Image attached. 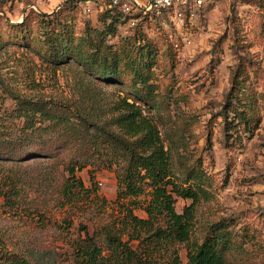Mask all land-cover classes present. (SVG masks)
<instances>
[{"label": "rangeland", "instance_id": "rangeland-1", "mask_svg": "<svg viewBox=\"0 0 264 264\" xmlns=\"http://www.w3.org/2000/svg\"><path fill=\"white\" fill-rule=\"evenodd\" d=\"M111 3L112 0H0V24L22 23L31 11L54 14L65 9L64 16L76 25L79 34L87 26L103 31L105 25L119 18L118 33L108 37L109 43L131 36L138 24L160 47L170 45L176 62L157 69L158 90L171 104L172 115L199 118L195 132L202 135L200 146L208 130L213 131L205 164L215 179V199L201 203L199 220L223 217L239 235L245 227L250 228L257 252L249 260L235 253L232 264H264V0H209L192 20L184 23L169 15L153 16L139 8L124 15ZM110 9L112 12H108ZM26 53L11 45L0 50V139L17 141V146L23 139L20 129L25 121L17 112L19 100L14 97L76 100L82 75L73 67L53 72L37 56ZM163 60L162 53L161 64ZM242 62H250L247 69L260 120L249 132L239 134L232 128L227 132L223 112L235 70ZM101 87L109 105L124 96L113 85ZM43 142L51 144L50 139L34 138L31 145ZM53 162L0 159L1 181L11 170L25 178L19 198L7 199L1 190L4 184L0 183V236L8 249L35 264H75L73 241L78 235L84 236V227L93 235L103 224L116 222L127 240L134 230L131 214L148 217L145 207L151 200V188L146 186L145 192L136 197L119 195L118 174L126 165L122 159L106 155L103 160L89 163L78 172L84 187H75L68 197L61 194L62 167ZM190 203L178 197L177 211L181 213ZM159 222L163 223L161 218ZM138 243L132 240L133 246ZM254 243L248 242L244 248L252 251ZM181 255L186 263L185 249ZM167 258L162 255L161 260Z\"/></svg>", "mask_w": 264, "mask_h": 264}, {"label": "trees", "instance_id": "trees-1", "mask_svg": "<svg viewBox=\"0 0 264 264\" xmlns=\"http://www.w3.org/2000/svg\"><path fill=\"white\" fill-rule=\"evenodd\" d=\"M111 5L124 15L132 12ZM64 13L65 9L54 14L31 11L22 23L0 24V50L11 45L37 56L53 72L73 67L82 74L76 100L14 97L25 121L20 129L23 139L18 146L17 141L0 139V159L54 161L62 167L64 197L75 187H84L78 172L106 155L126 163L118 174L121 197H136L146 186L151 188L145 207L148 217L131 214V237L124 240L116 222L103 224L93 235L84 227V236L73 241L75 264H232L238 252L249 260L257 252L250 228L239 235L223 217L199 220L201 203L215 199V179L205 164L213 131L208 130L200 146L202 135L195 132L199 118L172 115L171 104L158 90L157 69L176 62L170 45L160 47L138 24L131 36L111 44L108 37L118 33L119 18L103 31L87 26L79 34ZM249 65L240 63L234 73L223 114L226 123L237 124H227V132L229 128L239 134L249 132L260 120ZM101 85H113L124 96L109 105ZM34 138L50 139L51 144L31 145ZM23 179L11 170L0 180L7 199L20 197ZM178 197L191 200L181 213L176 209ZM132 240L139 243L133 246ZM248 242L255 244L252 251L244 248ZM162 255L168 258L162 261ZM0 264L35 263L8 249L0 236Z\"/></svg>", "mask_w": 264, "mask_h": 264}, {"label": "built area", "instance_id": "built-area-1", "mask_svg": "<svg viewBox=\"0 0 264 264\" xmlns=\"http://www.w3.org/2000/svg\"><path fill=\"white\" fill-rule=\"evenodd\" d=\"M209 0H112L113 5H120L125 13L133 9V5L144 13L154 16L169 15L176 22L184 23L192 20L197 11L203 8Z\"/></svg>", "mask_w": 264, "mask_h": 264}]
</instances>
